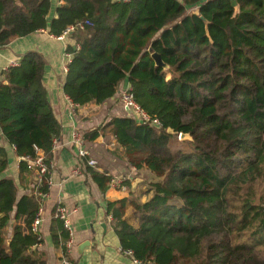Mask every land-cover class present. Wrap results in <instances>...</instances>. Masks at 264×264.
Listing matches in <instances>:
<instances>
[{
	"label": "trees",
	"instance_id": "trees-1",
	"mask_svg": "<svg viewBox=\"0 0 264 264\" xmlns=\"http://www.w3.org/2000/svg\"><path fill=\"white\" fill-rule=\"evenodd\" d=\"M50 6L0 0V48L42 29L67 35L73 26L66 95L77 105L102 104L128 80L160 122L114 116L84 134L89 141L114 136L120 155L144 176L148 198L131 191L129 216L125 201L108 202L122 249L159 264H264V0H61L49 24ZM45 65L31 50L1 73L0 138L24 159L23 178L35 173L38 149H51L62 134ZM7 167L0 147V264H46L30 252L42 242L32 228L39 198L19 196L3 176ZM88 167L103 190L112 176ZM52 234L68 257L62 222Z\"/></svg>",
	"mask_w": 264,
	"mask_h": 264
},
{
	"label": "crops",
	"instance_id": "crops-1",
	"mask_svg": "<svg viewBox=\"0 0 264 264\" xmlns=\"http://www.w3.org/2000/svg\"><path fill=\"white\" fill-rule=\"evenodd\" d=\"M50 1V11L47 15L49 24L57 17V8L61 5V0ZM74 34L75 31L57 37L48 29H42L26 37L17 38L5 48H0V81L2 71L11 60L23 57L31 50L44 55V83L48 99L62 125V134L56 144L49 150H39L51 163L52 186L49 198L44 202L43 221L39 228L42 242L35 245L30 252L36 258L45 259L46 264H64V260H68L69 264H133L132 258L122 249L120 240L112 228L108 202L118 201L122 204L125 201L124 208L129 216L132 210L128 202L131 191L142 201L148 198L144 176L137 174V169L130 166L120 155L122 148L118 146L114 136L106 135L96 141L84 138L85 132L110 118L132 116V112L121 104L119 93L102 104L91 102L77 105L68 98L64 84L72 54L67 47L76 44ZM79 35L85 37L86 33L79 31ZM127 86L129 82L124 80L119 90ZM76 133L82 138L81 145L75 143ZM0 147H5L8 153V167L3 176L15 181L19 196L31 194L35 173H25V178L20 175V162L23 159L18 157L14 146L5 137L0 138ZM81 147L88 151V157L85 159L78 154ZM90 159L97 161L95 167L90 166L93 169L105 171L110 176H127L128 190L112 188L109 184L102 190L92 178L89 165L86 164ZM58 204L69 208L74 229V241L68 251V257L64 256L63 248L55 245L53 240L52 229L59 228L61 224L54 216ZM11 235L12 222L5 231L7 239Z\"/></svg>",
	"mask_w": 264,
	"mask_h": 264
},
{
	"label": "built area",
	"instance_id": "built-area-1",
	"mask_svg": "<svg viewBox=\"0 0 264 264\" xmlns=\"http://www.w3.org/2000/svg\"><path fill=\"white\" fill-rule=\"evenodd\" d=\"M89 24V22H87ZM80 28H84L83 25L80 26ZM75 30L73 26L69 27L66 30L65 34H70ZM64 36V35H63ZM60 36V37H63ZM22 62V57H17L13 60H11L4 69L10 68V67H18L21 65ZM120 101L122 102V105L129 109L132 112V116H134L139 122H147L150 121L154 125H158L160 122L157 118L153 119L150 114H148L142 107L141 105L135 100L133 91L131 86H127L123 89L120 90L119 93ZM69 98V97H68ZM71 100V99H70ZM72 101V100H71ZM73 102V101H72ZM57 141H55L56 144ZM75 143L81 145L83 143L82 138L80 134H75ZM54 144V145H55ZM39 150L37 151V157L34 160H30V163L32 164V168L35 171V181L33 183V191L37 194L39 198V209L36 214V217L33 221L32 228L34 232L39 233V228L41 226V223L43 221L42 219V214H43V206L44 202L49 198V190L50 187L52 186V179L51 176L49 175V164L47 162V159L39 153ZM78 154L81 158L85 159L88 157V151L81 147L78 151ZM23 159V158H22ZM24 160V159H23ZM97 164L96 160L90 159L87 161V165L91 167H95ZM127 176L125 175H113L110 179L109 185L112 188H118L121 190H126V185L125 182L127 180ZM41 184H44L48 187V191L42 190L40 188ZM55 216L61 220L64 228L67 230L69 233V240L67 243V248L68 251L72 246V243L74 241V229L72 226V220H71V214L70 210L67 206L63 204H58L56 206V214ZM125 253L129 255L132 258L133 264H159L157 262H143L140 259H137L132 250H125ZM64 264H69L68 260H64Z\"/></svg>",
	"mask_w": 264,
	"mask_h": 264
},
{
	"label": "water",
	"instance_id": "water-1",
	"mask_svg": "<svg viewBox=\"0 0 264 264\" xmlns=\"http://www.w3.org/2000/svg\"><path fill=\"white\" fill-rule=\"evenodd\" d=\"M153 57L156 60L157 64L166 66V64L163 62V60L159 54L154 53ZM187 138H190L189 134H187V133H181L180 134V139H187Z\"/></svg>",
	"mask_w": 264,
	"mask_h": 264
},
{
	"label": "rangeland",
	"instance_id": "rangeland-1",
	"mask_svg": "<svg viewBox=\"0 0 264 264\" xmlns=\"http://www.w3.org/2000/svg\"><path fill=\"white\" fill-rule=\"evenodd\" d=\"M119 100H120V97H119ZM121 102V101H120ZM121 104H122V102H121Z\"/></svg>",
	"mask_w": 264,
	"mask_h": 264
}]
</instances>
